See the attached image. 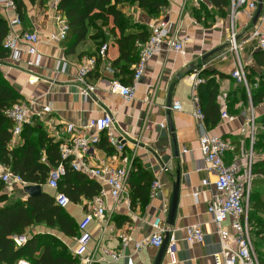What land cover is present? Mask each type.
Segmentation results:
<instances>
[{"label": "crops", "instance_id": "crops-1", "mask_svg": "<svg viewBox=\"0 0 264 264\" xmlns=\"http://www.w3.org/2000/svg\"><path fill=\"white\" fill-rule=\"evenodd\" d=\"M56 1L50 0L45 12V9L40 11L39 6H32L24 0L28 21L13 28L14 33L18 34L25 31L38 34L40 43L37 51L41 56L38 67L26 66L30 60L26 55L27 45L20 43L18 61L9 58L0 60V72L21 95L20 102L28 104L33 101L37 104L32 111L42 106L51 107L50 114L46 116L47 122L40 123L56 142L61 143L68 138V124L74 125L81 135L89 137L95 134L92 130H84L89 121L104 114L111 115L114 135L123 146L122 152L118 153L115 147L108 144L106 133H101L99 143L91 147L86 161L92 167L100 162L126 166L128 179L126 194L118 202H113L106 194L102 198L104 217L96 218L75 236L66 237L45 226L31 227L27 235L45 232L54 234L62 240L70 254L77 239L84 236L87 242L86 258L91 264H105L98 262L104 255V249L122 256L114 264H153L158 249L146 247L135 253L134 244L153 233L151 224L155 218L161 219L166 227L174 186L178 183L174 225L170 232V241H174V263H171L170 255L165 253L161 264H214L213 256L220 251V243L207 207L214 193L215 177L203 169L199 137L204 131L230 141L236 147L241 141L245 147H249L246 101L249 99L250 104V98L248 94L247 98L242 95L243 86L230 74L236 68L237 58L247 74H255L254 80L262 73L253 60V54L259 51L257 43L247 39L250 32L259 27V21L252 24L254 14L251 15L246 6L236 12L232 23L229 19V3L222 13L212 6L210 0L199 4L194 0H165L166 5L157 17L147 14L137 3L124 6L122 10L129 18L131 32H140L139 27H143L149 35V25L161 20L168 21L170 30L179 39H185L184 53L177 54L164 49L150 58L136 83L134 98L125 101L120 95L110 93L107 86L111 80L123 82L122 77L115 76L111 69L119 52L115 38L105 28L107 57L99 61L96 69L88 75L87 83L95 89L88 98H84L76 82L78 69L87 57L96 55L98 46L89 38L93 30L77 44L68 36L63 41L53 39L57 31L52 6ZM1 13L8 23L16 15L11 10L5 12L1 9ZM232 30L236 35L237 57L229 45ZM212 51L216 52L202 61V57ZM137 62L138 57L131 67L133 70ZM188 67L192 69L181 76L180 73ZM200 73L204 75L200 76ZM194 75L203 81L213 77L218 83L220 94L224 91L229 94L227 112L233 117L232 121L220 120L212 127L204 121L201 125L194 117L196 107L192 97L198 98V87L194 90L191 86ZM131 84L132 81L123 85ZM175 101L181 106L179 112L170 110ZM254 112L260 117L264 114V106H258ZM168 117L172 121L173 135L168 131ZM162 124L166 127L161 128ZM16 142L20 145L22 141L19 138ZM9 148H13L11 143ZM236 153H226L225 163L230 164ZM155 179L160 181L161 189L158 196L152 199L150 186ZM42 189L55 198L56 191L45 187ZM7 193L11 199L13 193ZM94 198L81 199L76 204L70 202L65 208L77 226L91 208ZM21 199L25 200L26 197ZM192 225L201 227L205 234L203 243L189 245L185 242L186 227ZM225 227L231 231L229 222ZM128 239L130 241L123 247V240ZM83 260H77L78 264H85Z\"/></svg>", "mask_w": 264, "mask_h": 264}, {"label": "built area", "instance_id": "built-area-1", "mask_svg": "<svg viewBox=\"0 0 264 264\" xmlns=\"http://www.w3.org/2000/svg\"><path fill=\"white\" fill-rule=\"evenodd\" d=\"M197 4L203 3L206 0H194ZM229 3V19L233 23L236 12L242 7H248L251 15L254 14L257 8V2L251 0H227ZM57 1L53 4V20L56 25V36L53 39L63 41L66 39L69 26L66 18L62 13L57 11ZM0 9L3 11H12L16 13V8L12 0H0ZM259 27L255 28L248 35V41H256L259 51L264 50V12L258 19ZM21 24L18 15L16 14L14 20L9 23V33L2 43V48L7 52V58L18 61V45L24 43L26 47V55L30 60L26 62L29 68L38 67L41 56L37 51V46L40 39L37 33L25 31L23 33H14L13 28ZM185 39H179L175 32L170 30L169 22L161 20L156 24L149 25V35L144 42L137 41L138 48V62L134 69V75L131 85H123L118 81L111 80L107 86L112 94L120 95L125 101H131L134 98V91L136 83L143 74L145 64L147 61L162 53L165 49L177 54L184 53ZM229 45L231 51L237 57L236 35L231 31ZM107 45H102L95 56L87 57L83 64L79 67L76 82L80 86V94L84 98H88L93 93L95 87L87 83V77L95 69L99 61H103L107 57ZM236 68L231 72L230 76L237 83L242 84L248 91L246 82V71L243 64L237 58ZM110 73H113L109 70ZM192 79L191 86L195 90L199 84L203 82L202 79L197 78L196 75ZM193 77V76H192ZM195 104L194 117L203 124L204 116L201 111L198 98L192 97ZM218 104L220 107V120L230 122L233 117L229 116L226 111L227 93L224 91L218 97ZM37 106L35 102L16 103L6 110L5 114L12 122L11 141L10 143L17 145V139L20 138L22 129L25 125H32L34 121L41 123L47 122L46 116L50 114V106H42L36 111L32 108ZM251 107V118L247 120L246 126L248 128L247 137L249 138L250 151L245 149V143L240 142L236 147L230 141H226L220 137L212 136L202 131L199 137V151L203 161L204 171L210 172L214 175L213 182L214 193L207 207V213L211 216L212 223L215 226L216 234L219 238L220 251L213 256L214 264H258L257 256L255 255L252 241L250 238V226L248 222L249 211V196L252 184V166L253 160V145L255 142L254 133V110ZM173 112H179L181 106L179 102H173L170 107ZM166 127L162 124L161 128ZM114 120L111 115L104 114L98 119H93L84 127V130L94 131V135L86 137L81 135L74 125L68 124L66 126V133L68 138L60 143L61 162L56 168L51 169L48 173L45 188L56 191L59 179L65 174L67 166L74 172H80L87 178L98 183L100 190L98 195L94 198L91 208L84 214L81 223L78 225V230L84 231L96 218H103L105 206L102 198L106 194L113 202H118L125 193V187L128 179V168L126 166H117L114 163L100 162L98 165L92 167L86 161V157L93 145L100 141V134L106 133L108 144L115 147L118 153L122 152L123 146L117 137L114 135ZM230 164L225 163L226 153L236 152ZM0 180L5 186V190L9 192L14 187L23 188L28 185L22 178L13 173L8 167L0 165ZM160 181L155 179L150 186V198H156L160 192ZM197 195H195L196 197ZM56 203L65 209L69 204V199L61 193L55 194ZM229 222L231 231L225 227ZM153 233L145 239L134 244V252L138 253L146 247H153L159 249L163 242L164 233L166 231L162 220L155 218L151 224ZM205 234L202 232L199 225H192L186 227L185 242L189 245L201 244L204 241ZM84 236L77 239L74 249L71 251L73 258L83 260L85 264H91V261L86 258L87 242ZM171 238V237H170ZM27 241L26 236L15 237V244L20 247ZM130 240H123V247H125ZM174 241L169 239L166 253L173 260ZM103 256L98 260L99 263L114 264L117 263L122 256L107 249L103 250ZM17 264H30L26 260H19Z\"/></svg>", "mask_w": 264, "mask_h": 264}, {"label": "trees", "instance_id": "trees-1", "mask_svg": "<svg viewBox=\"0 0 264 264\" xmlns=\"http://www.w3.org/2000/svg\"><path fill=\"white\" fill-rule=\"evenodd\" d=\"M12 1L21 23L27 22L24 0ZM27 1L32 6L41 7L44 2L50 0ZM210 1L212 6L221 12L228 7L226 0ZM134 3L154 17H157L161 8L166 5L165 0H58L56 6L57 11L66 18L69 26L67 36L73 39L75 44L86 39L90 30H93V34L89 38L97 44L98 49L106 41L105 28L115 38L119 55L112 63L111 69L115 76L122 77L123 84H130L134 75L131 67L138 57L136 42H144L148 37V32L143 27H139L140 32L130 31L132 26L122 9ZM9 29V23L0 9V60L7 58L2 43ZM253 60L256 66L262 69V73L254 80L255 74L246 72V82L251 104L257 108L264 104V50L255 52ZM203 75L200 73V76ZM197 89L205 124L216 126L220 121V91L217 81L213 77L206 79ZM241 93L247 98L246 88L243 87ZM21 99V95L0 72V165L8 167L28 185H39L42 188L50 170L61 162L60 143L54 141L39 121H34L32 125L23 127L21 144L9 148L12 122L5 112ZM258 124L261 129L255 137L253 151L264 153V114L259 118ZM252 184L255 190L250 191L252 195L250 193L249 196L250 238L258 264H264V193L257 189L264 186V159H259L252 166ZM99 190L100 187L95 181L80 172L71 171L67 166L65 174L58 181L56 192L76 204L81 199L92 200ZM34 226L55 229L66 237L75 236L79 231L74 220L56 203L53 195L42 189L40 194L26 197L25 200L10 199L0 180V264H17L19 260H26L30 264H78L62 240L54 234L45 232L27 235L28 230ZM24 236L27 238L26 243L18 247L14 238Z\"/></svg>", "mask_w": 264, "mask_h": 264}, {"label": "water", "instance_id": "water-1", "mask_svg": "<svg viewBox=\"0 0 264 264\" xmlns=\"http://www.w3.org/2000/svg\"><path fill=\"white\" fill-rule=\"evenodd\" d=\"M264 12V3L263 0H257V8L254 12L253 18H252V24L255 25L257 20L259 19V17L262 15V13ZM216 51H212L209 52L207 54H205L202 57V61H205L209 56L213 55ZM192 69V67H188L187 69H185L184 71H182V73H180V75H184L186 73H188L190 70ZM173 125H172V121L171 119L168 117V131L171 135H173ZM178 177H177V181H178ZM23 192L25 194L26 197H30V196H34V195H38L42 192V188L39 185H26L23 188ZM177 195H178V183L175 184L174 186V190H173V195L171 198V203L168 209V215L166 217V231L164 233V237H163V242L161 244V246L158 249L156 258L154 260L153 264H161L162 260L164 258V255L166 253V249L169 243V239H170V232L172 231V227L174 225V217H175V210H176V202H177Z\"/></svg>", "mask_w": 264, "mask_h": 264}, {"label": "rangeland", "instance_id": "rangeland-1", "mask_svg": "<svg viewBox=\"0 0 264 264\" xmlns=\"http://www.w3.org/2000/svg\"><path fill=\"white\" fill-rule=\"evenodd\" d=\"M48 2H50V1H46V2H44V4L41 6V7H39V10L41 11V10H43V9H45V12H46V10H47V4H48ZM44 11V10H43ZM242 85V84H241ZM243 86V85H242ZM244 87V86H243ZM245 88V87H244ZM246 92H247V94H248V97L250 98V95H249V91H247L246 90ZM246 106H248L247 107V115H248V119H250L251 118V116H252V112H251V107L250 106H252V104H251V99H250V104H249V99H248V101H246ZM263 106H264V104H262ZM252 108H253V110H256V108H254L253 106H252ZM254 116H255V119H254V133H255V135H254V137H256L257 136V133H259V131H260V129H261V126L258 124V121H259V118L262 116H260V117H257V115H256V113L254 112ZM248 139V141H249V138H247ZM248 144V143H247ZM245 149L247 150V152H249L250 151V148L248 147V146H246L245 147ZM253 152V160L255 161V163L256 162H258L259 161V159H264V153H260V152H257V151H252ZM254 163V164H255ZM257 179V178H256ZM255 180V178H253V181ZM259 180H262V179H259ZM254 183V182H253ZM259 191H262L263 193H264V186H260L259 188H257ZM255 189H254V187H253V184H252V188H251V192H253ZM7 192V191H6ZM10 193H13L12 194V198L11 199H20V198H25L26 196H25V194H24V192H23V190L22 189H20L19 187H14V188H12L10 191H9ZM250 192V193H251ZM251 195H252V193H251ZM252 229V228H251ZM256 255V254H255Z\"/></svg>", "mask_w": 264, "mask_h": 264}]
</instances>
